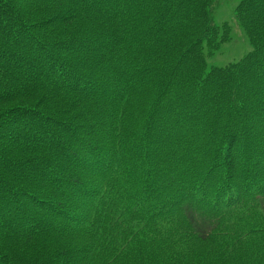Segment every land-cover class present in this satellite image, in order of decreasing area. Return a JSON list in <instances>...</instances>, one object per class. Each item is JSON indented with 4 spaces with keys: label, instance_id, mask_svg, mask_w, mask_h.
Here are the masks:
<instances>
[{
    "label": "trees",
    "instance_id": "trees-1",
    "mask_svg": "<svg viewBox=\"0 0 264 264\" xmlns=\"http://www.w3.org/2000/svg\"><path fill=\"white\" fill-rule=\"evenodd\" d=\"M0 0V264H264V0Z\"/></svg>",
    "mask_w": 264,
    "mask_h": 264
},
{
    "label": "rangeland",
    "instance_id": "rangeland-1",
    "mask_svg": "<svg viewBox=\"0 0 264 264\" xmlns=\"http://www.w3.org/2000/svg\"><path fill=\"white\" fill-rule=\"evenodd\" d=\"M235 5V0H215L213 21L217 25L228 24L231 30V38L228 43L221 46L213 58L208 59V65L224 66L234 63L250 51L243 31L235 23Z\"/></svg>",
    "mask_w": 264,
    "mask_h": 264
}]
</instances>
